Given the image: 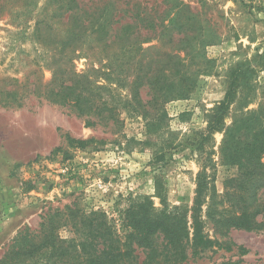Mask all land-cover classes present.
<instances>
[{
	"label": "rangeland",
	"instance_id": "rangeland-1",
	"mask_svg": "<svg viewBox=\"0 0 264 264\" xmlns=\"http://www.w3.org/2000/svg\"><path fill=\"white\" fill-rule=\"evenodd\" d=\"M98 15L111 26L108 43L117 34L119 43L99 42L97 33L78 42L76 53L63 43L81 23L98 28ZM152 58L171 62L172 97L148 106L146 115L134 104L119 105L117 126L88 124L51 95L65 72L104 83V73L120 64L131 78L149 72ZM243 63L252 70L245 77L236 71ZM232 87L224 126L248 110L255 112L249 124L264 126V0H0V258L19 232L39 233L44 217L67 205L104 211L119 228L120 212L143 196L157 209L185 210L204 167L217 194L209 217L207 207L203 214L219 246L181 264H264V225H225L244 209L264 224V154L246 170V158L228 160L224 130L206 133ZM141 92L150 99L146 88ZM213 218L221 219L218 226ZM58 233L73 235L70 227ZM132 246L142 264L143 249Z\"/></svg>",
	"mask_w": 264,
	"mask_h": 264
},
{
	"label": "trees",
	"instance_id": "trees-1",
	"mask_svg": "<svg viewBox=\"0 0 264 264\" xmlns=\"http://www.w3.org/2000/svg\"><path fill=\"white\" fill-rule=\"evenodd\" d=\"M92 17L96 15L87 18L90 20L89 24L93 23ZM100 17L98 15L97 22L94 23H98V28L92 25L91 30H87L89 24L81 23L67 30L68 37L63 43L71 49L76 48L75 53L79 51L77 43L92 33H97L96 40L106 45L119 43L121 37L118 34L108 43L111 38L109 35L111 26L106 29V23L99 21ZM187 35L185 34V37ZM179 60L181 61L174 62L177 67L175 73L181 71L179 68L183 61ZM129 61L130 58L127 63ZM161 62L152 58L148 62L149 72L144 73L140 70L132 78L129 74L123 73V69L118 71L120 64L118 68L110 70V73H104L105 78H102L106 81L104 83H100L95 75L75 80L74 78L80 75L69 71L70 73L62 74V78H65L62 80L61 76L55 77L54 73V77L61 78L62 81L59 83L60 89L52 90L51 95L54 102L68 106L80 116H86L88 124H95L98 121L106 124L112 122L117 126L120 122L117 117L119 105L134 104L146 115L148 106L162 104L172 97L173 91L170 88L174 80L169 73L171 69L167 71L172 64ZM137 63L141 65V62ZM242 66H246L244 70ZM237 68H240L236 71L242 73L243 77L252 72L247 63ZM97 70L99 69H94V72L100 71ZM67 75L69 78L65 77ZM183 75L182 73L181 81L185 82L187 79ZM233 82L235 86L237 82ZM186 87L184 84L181 89ZM145 88L147 95L150 96L147 101H143L141 96V91ZM191 88L192 86H189V89ZM123 89H127L124 95L121 92ZM177 94L181 93L177 92L175 95ZM234 97L236 94L232 87L212 114L213 119L208 124L206 133L224 130L226 138L223 149L228 160L241 163V160L246 158L248 165L246 167L241 165L246 169L255 165L254 162L260 160L264 154V126L257 128L249 124L254 120L255 114L249 110L244 112L233 126L229 128L224 126L223 117L233 103ZM261 111L263 106L258 109V112ZM251 134L252 139L247 140L246 137ZM72 141L81 146L87 143L83 140ZM213 182V177L208 175L203 167L197 175L193 204L185 210L180 206L157 209L150 197L143 196L141 200L134 201L125 211L120 212L121 228L114 218L100 210L87 211L74 205H67L65 210L51 211L44 217L39 233L29 229L19 232L0 258V264H139L135 247L132 246L134 244L145 253L142 264H181L191 257H203L219 246V241L207 231V221L203 214L204 207H207L209 217L211 202L217 194ZM213 219L214 225L218 226L221 219ZM225 225L254 230L264 224L244 209ZM63 227L71 228L73 233L71 238L64 239L60 236L58 230ZM124 238H128V243ZM158 240H161V243H158ZM219 264L236 263L223 261Z\"/></svg>",
	"mask_w": 264,
	"mask_h": 264
}]
</instances>
